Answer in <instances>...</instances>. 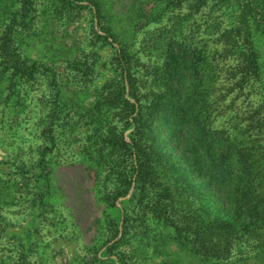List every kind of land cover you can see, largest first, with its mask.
I'll use <instances>...</instances> for the list:
<instances>
[{
	"label": "rangeland",
	"instance_id": "1",
	"mask_svg": "<svg viewBox=\"0 0 264 264\" xmlns=\"http://www.w3.org/2000/svg\"><path fill=\"white\" fill-rule=\"evenodd\" d=\"M151 1H96L106 13L118 15L127 5L141 6L153 17L129 46L140 60L134 67L140 92H164L163 54L176 36L184 45L203 48L213 66L216 80L207 93L212 110L208 124L212 129L244 127L251 111L264 107V35L254 38L260 54L256 87L240 91L231 76L241 60L226 54L213 34L217 24L218 32L229 29L242 0H231L228 15L221 0H210L197 15L181 0ZM79 2L81 6L71 0H30L31 5L0 0V11L6 12L0 15L6 18L0 20V37L13 22L16 55L24 65L7 69L0 56V264L19 263V244L30 249L20 264H160L154 251L158 230L145 222L149 212L139 213L142 207L135 202L124 211L126 173L117 162L126 159V150L119 143L124 140L117 138L124 127L119 113L130 109L131 102L107 103L110 55L102 47L101 30L91 28L89 1ZM120 17L127 19L128 14ZM158 114L146 116L145 126L152 133L149 145L157 141L158 148L167 150L158 157L163 186L170 191L169 213L199 230L218 219L220 211L196 197L170 170L177 152L170 143L164 146L170 129ZM113 140L117 145L111 146ZM248 141L264 146V135ZM110 152L119 161H109ZM36 172L41 175L36 177ZM245 240L234 239L229 260L257 252ZM226 246V241L220 246L224 258ZM169 252L173 262L193 263L179 248Z\"/></svg>",
	"mask_w": 264,
	"mask_h": 264
},
{
	"label": "trees",
	"instance_id": "2",
	"mask_svg": "<svg viewBox=\"0 0 264 264\" xmlns=\"http://www.w3.org/2000/svg\"><path fill=\"white\" fill-rule=\"evenodd\" d=\"M79 1L84 0H71V3L77 2L81 6ZM87 1L91 28L101 30L99 38L103 41L102 47L110 55L109 80L105 83L108 85L107 103L114 106L116 103L131 102L130 109L126 107L119 113L124 127L121 128L123 134L116 136L124 140L119 143L124 145L126 159L120 162L113 158V152L108 156L109 161L118 160V168L123 166L126 173L124 211L131 202H135L142 207L139 213H143V209L149 212L145 222L154 223L158 230L156 242L160 248L156 246L154 251L161 260L160 264H178L171 261L173 255L169 250L172 248H179L181 253L188 254L192 264H264V146L262 142H246L250 137L264 135V107L252 110L244 127L233 125L232 128L212 129L208 124V121L212 123V110L207 93L214 86L216 77L209 55L203 48L184 45L176 36H171L163 54L166 63L161 76L167 80L164 92L151 95L154 90H149L147 94L141 93L134 71L140 60L132 56L129 46L153 19L152 15L141 6L127 8L128 5L118 15L116 11L110 14L100 10L97 0ZM221 1L227 4L223 14L228 15L233 3L231 0ZM181 2L188 6L191 15H197L209 6L210 0ZM26 3L30 4V0ZM3 13L6 12L0 11V15ZM124 13L128 14L127 19L120 17ZM15 17L16 23L17 14ZM0 20L3 22L6 18ZM230 23L229 29L221 32H218L219 24L215 25L213 34L218 36L226 54L241 60L231 76L234 80L231 83L240 91L248 87L249 90L256 87L253 83L259 77L260 54L254 38L264 35V0H242L239 12ZM13 32V22L4 27L0 37V56L7 61L2 64L5 68L17 70L24 65L16 55ZM155 111L170 129L164 146L170 143V147L177 152L169 162L170 170L196 197L205 198L220 211L218 219L200 226L199 230L194 229L191 223L181 224L169 213L167 202L171 199L170 191L163 186L160 176L162 160L158 157V153L165 154L167 150L163 146L157 147L154 136L156 146L149 145L152 133L145 126L146 116L153 117ZM105 140L110 141L111 137ZM113 144L117 145L116 140L111 146ZM36 173V177L41 175V172ZM197 184L199 189H196ZM124 224L122 228L125 229L127 222ZM238 237L246 239L245 242L251 243L250 247L257 248V252L241 254L229 260L235 250L233 241ZM224 241L227 242V258L222 257L220 248ZM19 246L21 258L18 264L21 260L26 261L30 250L27 245ZM224 259L226 262L222 263Z\"/></svg>",
	"mask_w": 264,
	"mask_h": 264
}]
</instances>
